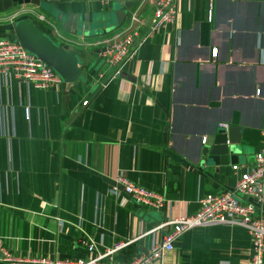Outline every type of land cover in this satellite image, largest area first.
I'll return each mask as SVG.
<instances>
[{"label":"crops","instance_id":"0c3cea01","mask_svg":"<svg viewBox=\"0 0 264 264\" xmlns=\"http://www.w3.org/2000/svg\"><path fill=\"white\" fill-rule=\"evenodd\" d=\"M52 5L67 16L109 3ZM38 8L1 12L0 37L13 39L12 22L36 13L42 20L33 19L35 25L71 46L85 73L46 89L0 76V264L84 262L127 241L98 261L126 263L160 236L147 231L193 214L206 193L231 190L237 178L231 165L251 164L264 114V0H177L174 22L141 42L113 80L97 77L104 67L95 42L121 28L86 39L65 24L56 29L51 12ZM150 14L144 7L140 34ZM221 125L239 128L235 162L200 155ZM118 176L163 196L165 205L126 199ZM254 214L264 215V207ZM84 236L94 251L80 244ZM250 253L244 229L214 224L183 232L149 264H244Z\"/></svg>","mask_w":264,"mask_h":264},{"label":"built area","instance_id":"2783aa9c","mask_svg":"<svg viewBox=\"0 0 264 264\" xmlns=\"http://www.w3.org/2000/svg\"><path fill=\"white\" fill-rule=\"evenodd\" d=\"M94 1L104 5L111 1L135 4L129 13L128 21L122 25L120 30L95 42L97 58L104 67L97 73L99 79L107 77L108 80H113L117 77L122 67L133 57L138 45L151 34L173 23L177 12V0ZM146 6L151 8V14L148 18L147 30L140 34L137 28L142 24L141 14ZM36 19L42 20V17L37 15ZM210 54L214 56V50ZM0 76H12L37 89H46L61 82L50 67L22 48L14 39L5 37H0ZM85 104L86 100H83L81 105ZM23 110L24 118L27 119V107ZM221 127L226 126L221 125ZM259 133L261 138L259 148L253 154L251 164L234 163L231 165V170L237 174L231 190L206 193L197 200L198 208L193 214L177 215L151 228L146 233L160 234L159 238L150 244L146 252L123 264H149L153 261H160L166 252L172 250L173 242L183 232L195 227L214 224L237 226L244 229L250 237L251 250L244 264H264V215L254 214L256 206L264 207V114ZM115 181L121 186L122 196L133 200L136 205L154 209L165 205L163 196L148 192L122 176L116 177ZM239 197L246 198V201H240ZM79 242L88 252L95 250L94 244L87 236L80 238ZM127 243V241L118 242L111 249H106L84 262H61V264H98L101 258L110 259L112 252L124 247Z\"/></svg>","mask_w":264,"mask_h":264},{"label":"water","instance_id":"95a60500","mask_svg":"<svg viewBox=\"0 0 264 264\" xmlns=\"http://www.w3.org/2000/svg\"><path fill=\"white\" fill-rule=\"evenodd\" d=\"M54 0H0V13L11 10L16 6L40 7L45 11L53 8ZM130 5V2H125ZM113 17L116 24H121L125 17L124 10L115 8ZM61 24L75 34L78 29H92L91 24L98 23L101 18L93 13H74L63 16L57 15ZM81 23V24H79ZM69 26V27H68ZM13 39L26 51L50 67L61 82L71 83L82 75L80 58L71 46L56 43L52 37L38 28L30 17L20 18L11 24ZM84 34V33H83ZM239 128L233 125L220 127L213 133L210 141L203 145L200 155L205 161L224 163L226 160L236 161V155L240 153ZM230 154V155H228Z\"/></svg>","mask_w":264,"mask_h":264},{"label":"rangeland","instance_id":"374dc122","mask_svg":"<svg viewBox=\"0 0 264 264\" xmlns=\"http://www.w3.org/2000/svg\"><path fill=\"white\" fill-rule=\"evenodd\" d=\"M120 7H122V4H120L119 2H116V1H111L107 7L100 9V11L93 12V15H99L100 18H101V20L98 23L91 24L93 28L90 29V30H81V29H78L77 32H76V36H80L81 34L84 33V34L87 35L86 39H88L92 35H94L95 37H101V36H103L105 34L104 31H108L109 28L111 29L109 32H113V31H116V30L120 29L122 27V23L125 24L126 21H128L129 13H130V11L133 8L132 6L129 7V8H127V7L124 8L126 17H125L124 21H122L121 24L117 25L115 23V19L113 17V10L115 8H120ZM39 10L41 12H43V13H47L45 10H43L41 8ZM29 14L31 15V19H32V21L35 24V21L33 19H36V13L33 14V12H32V13H29ZM51 15H53V17L56 18V29H57V26H59V24L61 23L57 19V15H58L57 9L55 10L54 8H51ZM79 24H81V23H79ZM57 32L58 31L56 30V33ZM106 34H107V32H106ZM50 37H52V36H50ZM52 39L56 43L60 44V40H59V38L57 36H56V38L53 36ZM80 62L82 63L81 60H80ZM99 63L101 64V62H99ZM83 74L80 77L81 79L84 77Z\"/></svg>","mask_w":264,"mask_h":264}]
</instances>
